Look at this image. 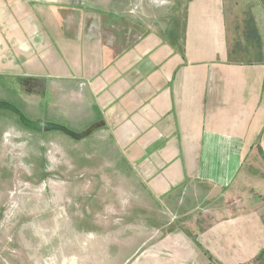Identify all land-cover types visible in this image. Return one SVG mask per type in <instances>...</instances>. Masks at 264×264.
<instances>
[{
  "label": "crops",
  "instance_id": "crops-1",
  "mask_svg": "<svg viewBox=\"0 0 264 264\" xmlns=\"http://www.w3.org/2000/svg\"><path fill=\"white\" fill-rule=\"evenodd\" d=\"M83 2L0 0L9 101L29 109L32 81L74 96V132L129 166L119 264H259L264 0H187L163 23Z\"/></svg>",
  "mask_w": 264,
  "mask_h": 264
},
{
  "label": "rangeland",
  "instance_id": "rangeland-1",
  "mask_svg": "<svg viewBox=\"0 0 264 264\" xmlns=\"http://www.w3.org/2000/svg\"><path fill=\"white\" fill-rule=\"evenodd\" d=\"M94 1L86 5L163 23L187 0ZM30 84L24 111L9 101L4 88L12 85L0 77V264H119L133 239L124 233L135 201L131 169L113 144L74 132V96L53 101ZM7 99L21 115L7 110Z\"/></svg>",
  "mask_w": 264,
  "mask_h": 264
},
{
  "label": "trees",
  "instance_id": "trees-1",
  "mask_svg": "<svg viewBox=\"0 0 264 264\" xmlns=\"http://www.w3.org/2000/svg\"><path fill=\"white\" fill-rule=\"evenodd\" d=\"M256 261L259 264H264V250L260 253V255L256 258Z\"/></svg>",
  "mask_w": 264,
  "mask_h": 264
}]
</instances>
